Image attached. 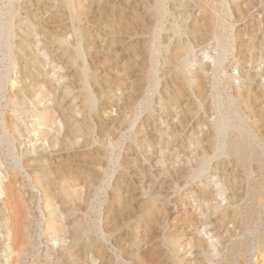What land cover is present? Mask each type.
I'll use <instances>...</instances> for the list:
<instances>
[{
	"label": "rangeland",
	"instance_id": "obj_1",
	"mask_svg": "<svg viewBox=\"0 0 264 264\" xmlns=\"http://www.w3.org/2000/svg\"><path fill=\"white\" fill-rule=\"evenodd\" d=\"M15 4L21 19L12 28L11 6L0 0V79L5 82L0 95L9 101L5 120L16 122L22 131L16 152L25 163L16 165L9 156L1 167L34 218L32 250L24 264H44L45 256L50 264H132L126 254L132 253V208L117 231L106 226L108 219L107 225H112L117 206L111 203L113 189L119 187L120 198L132 201V174L120 179L122 164L129 160L131 170L144 171L154 181L165 177L163 167H193L203 156H212L210 166L204 163L201 171L170 181L163 231L157 234L160 253L152 264H264V164L252 162L247 179L241 165L217 150L222 137L212 127L220 120L230 129H242L249 148L264 158V0H167L168 15L159 22L144 13L143 0H18ZM210 15L219 21L216 31L211 29ZM171 24L178 27L176 32ZM64 45L77 49L79 62L68 60ZM174 57L180 64L184 60L183 75L177 73L181 65L173 63ZM86 69L97 73V82L87 81L94 100L87 111L78 103ZM19 91L24 96L21 103L15 96ZM38 113H50L53 123H39ZM83 119L82 129L87 123L91 135L88 146H50L48 136L43 139L42 131L62 132L64 122L65 127L77 129ZM106 128L111 130L108 136L100 134ZM80 134L78 143L84 136ZM32 145L49 155L43 165L26 155ZM98 146L104 150V161L91 168L92 178L99 175L97 190L88 197L83 214L79 210L69 216L65 199L56 200L57 212L51 213L53 206L44 197L58 193L55 187L60 188L61 181L43 191L34 182L39 171L45 169L53 182L55 172L62 181L77 177L69 190L83 195L84 155ZM221 160L223 168L212 166ZM70 171L75 173L69 177ZM247 180L252 184L261 180L262 198L256 206L259 217L255 214V220L243 227L250 201ZM194 191L211 195V203L218 207L195 228L187 225L186 217L194 209L193 216L198 215L206 202L199 200L197 209ZM3 196L0 192V203ZM160 201L154 211L164 199ZM59 213V223L66 229L81 215L89 228L105 229L107 235L100 236L94 248L95 253L102 249L101 260L88 253L75 257L64 248L70 238L51 235L48 221L59 218ZM145 213L136 209L134 218ZM166 233L177 238L175 256L165 242ZM4 237L0 228V264H10L12 253ZM81 237L77 233L74 241L79 243Z\"/></svg>",
	"mask_w": 264,
	"mask_h": 264
},
{
	"label": "bare ground",
	"instance_id": "obj_2",
	"mask_svg": "<svg viewBox=\"0 0 264 264\" xmlns=\"http://www.w3.org/2000/svg\"><path fill=\"white\" fill-rule=\"evenodd\" d=\"M16 1L18 0H7V3L11 6V10H12V21L10 23L12 28L14 26L13 24L15 23V21L21 19L20 17H17V9H15ZM143 1L146 4L145 7L146 9L144 13L154 21L159 22L162 18L168 15L167 0H143ZM209 17L212 20L211 29L212 31H216L219 25V21L213 19L211 15ZM169 28L174 30V32L178 30V27L174 24H171ZM63 47H64V52L67 53V57L69 61L79 62L77 60V57L79 56V52L77 51V49L72 50L70 47H67L66 45H64ZM16 59L20 60V58L17 57ZM172 60L173 63L175 62L176 64L177 63L180 64L181 62V61L179 62V59H177V57H174ZM183 62L184 60L182 59V64H180L181 68H179V70L177 71V73L181 75H183L184 73ZM85 74H86V78L83 79L81 83V92L79 93L78 103H81L80 106L82 105L83 109L85 108L87 111L88 108L93 107V102H94L92 91L89 88L87 81L90 80L92 82H97V73L95 70L86 69ZM4 83L5 82H3L0 79V90L2 89ZM26 90L27 89L25 88L23 92L26 93ZM15 96H17L18 100H20L18 102L21 103L22 102L21 100L24 97L23 95H21V92L19 91ZM2 99H5L4 103H2ZM8 105H9V101L6 100L4 95L3 96L0 95V173L3 174V176H0V192L3 193L4 195L0 203V228L3 231V234L5 235L4 238L7 241L6 244L7 248L9 249V252L12 253L9 260L10 264H24L27 255L31 253L32 250L33 242L31 239L30 229L34 218L30 216V209L24 205L22 197L20 195V191L16 187L15 183H13L10 178H7L6 172L1 167L5 163L4 161H8L9 156L16 165L20 163L23 165L25 163V160L22 161V159L20 158L19 155H17L16 152V147H17L16 141L22 137V131L18 129L19 127L16 122H14V124L12 125L10 122L6 121L3 116L4 109ZM17 110L19 113L21 112V110L19 109ZM36 118L39 119V123L45 124L47 126H50V124L53 123V116L50 113L48 114L38 113L36 115ZM69 120L70 119H68L67 121ZM82 122H84V119L80 121L79 125L77 126L79 128L77 129H70L68 127H65V122H64L62 132L59 128L55 129V132L52 134H50L49 130L45 132L42 131L44 137L43 139H46L45 137L47 135L50 146L58 145L64 147L70 145L71 147L73 145L75 146V144H77L78 147L88 146L89 143L91 142L90 139L91 135H89L87 123L85 129H82L84 127L83 125H81ZM35 125H37V123H35ZM212 127L215 133L218 134V136L222 137L221 146L218 147L217 150L223 151L224 153H226L229 160L234 161L235 164L241 165L243 167V170L246 174L245 177H247V179L251 177L250 176L251 171L249 169V165L252 162L260 166H263L264 158L256 154L251 148H249V146L245 142L244 140V137H246L245 131L239 128L230 129L229 126H225L224 123L220 120L215 122L212 125ZM229 129L231 134L229 133ZM80 132L81 133L83 132L84 136L82 137L81 141H79L78 143L76 142V138L79 137V135H81ZM110 132H111L110 128H106V129H102L100 131V134H105V136H108V133ZM25 153L26 155L33 156L32 161L34 163H37L38 165H43L42 163L44 161H48L49 159V155L45 153V151L38 150V147L34 145H32V151L31 150L28 151L26 149ZM43 158H47V159L42 160ZM211 158L212 156L210 157L203 156V158L200 157L197 161H195L193 167L182 166L180 169L178 168L175 169L174 167H163L161 171L165 174V177L161 178L160 180L155 179L154 181L148 179L147 173L144 171L133 170V168L131 170V162L129 160L126 161L127 163L125 165L122 164V169L119 172L120 179L124 180V178L130 177L132 174V180H131L132 201L130 200L131 198L130 199L120 198L119 187L113 189L110 195L111 203L114 204L115 201L117 203V204L115 203L117 206L112 214L113 217L112 225H107L111 221L108 219V221L106 222V226L110 227V231L111 230L117 231L118 227H120L121 225V221L124 220L125 217L128 218L130 216L131 214L130 212L132 208V248H131L132 253H128L129 250L126 251L127 257L129 259H132V264H152L154 259L158 258L157 256L160 253V251L158 250V248L156 249L157 245L159 244V241L157 239L158 237L157 234L163 231L164 219L166 216L165 214L167 212L164 211V208L166 206L165 200L168 201V197H166V194L170 185V181L175 177H184L189 172L197 173L201 171L202 164L204 163H207L208 166H210ZM103 161H104V150L100 146L96 147L95 149H92L89 153H86L84 155L83 164L86 166V169L84 170L85 171L84 174L86 175H84L83 179H80V183H82V187L84 188L83 195L81 194L82 193L81 191L79 192L76 189L75 190L72 189L71 191L69 190L71 187H73L74 185L73 182H75V180H78L77 177H74L73 181H66V180L62 181L61 180L62 178L59 176V173L55 172V177H53V179L56 181L53 182L51 181L50 177H47L46 170L41 169V171H39L38 176L34 179L36 187L42 188L43 191H46L48 189L50 190L51 186H53L54 184L55 185L58 184L57 181H61L60 188L59 186L55 187L59 189L58 193H56L55 195L45 194L44 197L45 200L48 202V204L53 206L51 213L57 212L56 211L57 209L53 204H55L56 200H62V199H65L64 203L69 204L67 206L68 208L70 207L69 210L71 213L69 214V216L73 215L75 211H79V210L82 213L86 207L85 204L87 203L88 197L94 190H97L96 182L98 180L97 178L99 175L92 178L91 168L93 165ZM220 162L221 163L223 162V164L225 163L222 160L216 161L215 163H213L212 166L223 168L225 165L222 164L223 166H220L219 165ZM74 173H75L74 171H70L69 177L72 176V174ZM4 177H6L5 180ZM135 178H141L143 181L142 182L138 181V179ZM247 181H248L247 193L250 195V201L245 215L242 217L241 214L240 216L242 217L241 224L243 225V227L249 226L250 223L255 220L256 218L255 214H257V216L259 215L258 211H256V206L259 200L262 198L261 180L253 184L249 180ZM210 196L211 195L202 191L193 192L192 202H197L196 208L197 209L199 208L200 204L198 202L201 199L205 200L206 206L204 208L199 209V213L196 216H193L194 215L193 212L196 211L195 209L189 210L191 216L186 217L185 222L187 223V225L195 228L199 225L200 222H202L201 220L210 219L211 215L216 212L218 207L211 203ZM162 199H164V201H162ZM157 201L161 202L160 204L161 206L159 207L158 210L154 211L152 208L156 205ZM232 202L234 203V201ZM174 203H176V201ZM236 207L237 206H235V208ZM136 209H138L139 211H143V210L146 211L145 215L140 214L136 218H134L135 217L134 210ZM236 213L237 214L241 213L240 210H238V208L236 209ZM60 214L61 213H59L60 216L59 218L57 219L53 218L52 220L48 221L46 228L49 230L51 235L54 238L57 237L70 238L69 243L66 246H64V248L67 249V251H69L75 257L78 256L79 258H81L84 254L88 253V255H90L91 257L94 256L101 260L103 257L102 249L97 248L95 253L94 248L96 247L95 243L100 238V236L107 235L105 229L101 227L89 228L87 218H84L82 215L78 218V220H76L72 228L66 229L65 224L63 225L59 223L62 220ZM261 220L262 219L259 218V223H261ZM128 230H130V228H128ZM77 233H80V236H82L81 241H79V243L77 241H74ZM164 238L166 240L165 242L171 246L169 250H171L175 256V254L178 252L176 249V245L178 244L176 236L173 233H166L164 235ZM118 239L119 241H121L126 238L123 239L118 238ZM199 244L200 246L203 245V243H199ZM44 264H50V261L47 258V256H45ZM81 264H90V263L85 261V262H81ZM99 264H102V261H100ZM178 264H191V263H189L188 261H182L179 262Z\"/></svg>",
	"mask_w": 264,
	"mask_h": 264
}]
</instances>
